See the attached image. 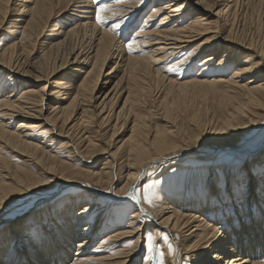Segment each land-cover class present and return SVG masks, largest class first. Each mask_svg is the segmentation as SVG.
I'll return each instance as SVG.
<instances>
[{
	"label": "bare ground",
	"instance_id": "1",
	"mask_svg": "<svg viewBox=\"0 0 264 264\" xmlns=\"http://www.w3.org/2000/svg\"><path fill=\"white\" fill-rule=\"evenodd\" d=\"M12 1L13 0H0V30L3 34V37L6 38V40L4 42L2 40L3 37H0V83L2 82L0 84V172L2 171L3 168H4V170L11 168V167H9L10 164L8 165V163H7V159H8V158H6L7 156L5 157V155L3 153V151L5 149L11 148L12 151L17 152L18 154H21V157L29 158V161H32L34 163V165L37 164V165L43 166L44 158L47 157L46 161L48 159V161H49L48 165L49 166L46 170L44 168V170H45L44 173L51 174L52 178H54L53 176H55V179H58L60 181L59 183H61V185H63V186L80 179L81 176H86L87 178H89V181H93L95 184H98L99 186L109 185V181L112 179V177L114 175L112 170H108L107 173L105 174V177H102V176H96V173H95V175L92 174L91 176H89V173H86V172L78 170V169H73L72 167H74V166L70 167V166L66 165L65 163H61L62 166L60 168L57 165V163L58 164H60V163L59 162L56 163L57 160L56 161L54 160L57 157H59L60 155L55 157V158L53 157L54 159L52 158V156L49 157L47 155L48 153H46L43 150L44 149L43 145L42 144L40 145L38 143H43V141L40 142V138L45 140L46 137H48L49 139H46V140H50V141H52L53 137L59 136V138H60L61 135H59L58 132H57L58 135H56L55 131L59 127V130L61 133L63 131V129L67 125H69L70 123H72L71 128H73V127L76 128V126L77 127L82 126L81 124H83L85 126L84 129H86L87 127H90V126L94 127V124L96 123L97 118H99V120L101 119L102 122L110 121V122H112L110 124L111 125L110 128H112V133H110L111 139L119 130H121V128L123 129L122 130L123 132L124 131L129 132V135L127 134L128 136L126 138L122 137L123 139H121L120 144L119 145H118V143L116 144V145H118V147L115 145V147L117 148L116 151H118L119 148H121V150L123 149V151H124L122 153H124V154L126 153V161H127L126 164L127 163L128 164H127L125 181L122 182L123 184L122 185L120 184L118 189L115 191V193L116 192L120 193V195H116V194L111 195L110 194L109 197L111 199L112 198L113 199L122 198L125 201H130L132 203L131 206L134 205V211H131V212H133L135 216L148 217L149 221L147 224V230L150 233H153L154 231H156V229H161V230H165L168 232L172 231L173 229H179L181 227H183L185 229L186 226L190 225L189 223H195V225L193 224L194 225L193 230H192L193 225L191 224L192 225L191 231H189V233H188L189 235H192V237H189V239L191 238L190 243H184V242L179 243V241L173 240L172 243L175 245V248H176L175 253L176 254H174L175 256L172 259H168V256L166 254H164L161 257L162 258L161 264H179L180 252L183 253L181 251V248L186 249L190 253L197 252V254L192 255L193 256L192 258H196L197 261H195V263L197 262V264H264V213L258 212L259 216H254V217L249 216V218L247 217L248 216L247 214L249 212L247 214L243 212L247 216H244V214L242 216H240V214L236 210L231 211L233 213L230 212L229 216L226 215V216L221 217V216L217 215L216 220L215 219H212V220H214L213 221L214 223L216 221H218V223H216V224H224V225L226 224L225 226L223 225V231H222L221 230L222 228H219L214 224L208 225V223L205 222L203 218H199V216L196 215V212L200 213V210L197 211V209H191L192 214L189 213L190 215H186V214L181 213V212L175 213L173 210H172L173 213L171 215H166L165 217L163 215H161V212H160L159 216L154 215L149 210L145 209L142 206L141 200L138 199V196H136V193H135V188L138 187V185H140L142 182H145L144 180L146 178V173L150 168L154 167V166H152L153 163L158 164V162H161V161L163 162L164 160L173 159L171 157H175V159H176L177 156L180 157V155H182V157L183 158L185 157V159L187 156H193L196 159H200L199 161H201V160L204 161V163L201 162L202 164H207L210 162V158L212 159V157H215V155L212 156L213 153L194 151L193 149L188 148V147H190V145L188 147H185V146L184 147L183 146L178 147L180 144H177V142L179 143L180 140H183V139L178 138V137L171 138V137H173V134L175 133L172 131L174 129H171V131L169 130L172 126L167 130H165V128H163V127H157L156 126V127H154V131L152 132L153 133V135H152V133L150 132L151 130L150 131L148 130L147 124L149 122L146 120V117H145L146 114H144V112H143V114L145 116L139 115L137 112H134V110L136 107L139 106V104H141V102H140L141 100H143L142 102H144L148 99L146 102H144V105H145V103H148L149 98H151V96H152L151 94H152L154 86L156 87V85H157V88L161 86L159 84L162 83V81H161L162 76L160 75V69H159V67L156 66V64L162 62L163 60L167 61V59H168V61L172 60L175 63L176 60H178V56L175 57V55H177V53L185 50L192 43H194L198 40H201L200 42L198 41L196 43L197 44L196 47L194 48L193 51H191V53H189V55H191V57H193V55H196V54H198V52L201 51L200 52V56H201V53H204L203 57L201 58L202 60L200 59L201 62L198 63L197 66L201 69H202V67H203V69H210L211 68V70L210 71L201 70L197 75L195 74V76L192 79L188 77L191 81L185 80L187 82L184 81L183 83H174L172 80V77H171L172 81H170V79L168 77H166V78H168V81H169V82L167 81L168 82V85L166 86L167 89L165 88L166 90H165L163 96H161V98L159 100H157L159 105L164 109V112L162 114H165V117H167L166 119H169V120L171 117H174V116H172L173 111H175V110L179 111L180 110L181 104H183V106L185 105V107H184L185 109H187V107L189 105L193 106V109L191 108V110H194L193 114L191 115L192 117L189 118V116L187 115L189 119L186 117L187 118L186 120L190 121L193 126L196 125L197 128L201 127L200 122H202V120L200 121L201 118H199V115H198V110L200 108L199 103L197 101H192L193 99H191V98H197V95H198L196 92V91H198L197 88L203 92L207 91V89L212 91L213 89H215V88H213V86L214 87L217 86L216 81L221 80L225 76L224 75L225 70H226L225 67H226V63H228V61H226V60L229 59L230 62H231V60H233V54H232L233 52L231 53L233 46L231 48H229L230 47V46H228L229 44L237 43V44H241V46H243L242 43H244V44H246V45H244L245 50L251 49L253 47V45L255 44V43L253 44V43H247V42L245 43L243 41V39L240 38L239 36H233L231 33V30L229 28H228L229 31H227V33H226L227 35H225V37L220 38V36H219V28L217 27L218 23H216V19H219V17L222 19L224 17V14H226V12H228L230 15L233 13L235 14V7L238 4L237 3L238 0H155V3L153 5V10L149 14V16L143 20L144 21L143 25H141L136 31L134 30L135 34H133V35L128 34V32L130 31V29H132V27L128 30L127 25L131 22L132 19H133V21H132L133 25L136 21H138V19H140V16L144 12V8L146 6L145 3L147 0H106L100 4V6L101 5L105 6V11L101 13L102 16L106 17L104 20H102V21L99 20L98 22H96V21L90 20V18L86 17L83 19L84 21H82V20L70 21V24H72V26L66 24L64 29H67V30L65 31L63 29L60 31L63 35H65L63 38H66V37L70 38L71 36H73V37L77 36L78 37L82 32L84 35L85 41H86L85 47L83 46L84 48L82 47L81 50L79 49V51L73 52L74 46L72 45V49L69 50L68 53L66 52L67 54L64 51L66 49H64V47H63V45H65V41L59 40L56 38L55 39H46V37L48 36V34H46V32L48 31L47 30L48 27H50L49 22L52 19V15H54V14L56 15V13L61 12V14L59 13L60 15L68 14L70 16V18L73 16H76L74 12H77V9L79 7H82V6H79V4H77L78 3L77 0H31V1H29L30 6H31L29 9L20 3V2L24 3L28 0H20L17 3H15L16 0H14V2H13V3H15L14 5L12 4ZM217 2H219V3L217 4ZM241 2H242V0H241ZM259 2H261V0ZM254 3H252V5ZM256 4H257V2H256ZM11 5H13V6L10 9ZM71 5H73V6H71ZM262 5H264V4L262 3ZM195 7H197V9ZM254 7H255V5H254ZM260 7H262V6L260 5ZM25 8H27V9H25ZM8 11L9 12L13 11V13L16 12L17 18H10V19H14V20H7L6 15H7ZM24 12H27V13L25 15H23ZM208 12H210V14H208ZM59 14H57V15L59 16ZM157 16L161 17L160 19L158 18L159 23L153 29H149L148 27H146V26H149L150 21H152V19L157 17ZM22 17H23V19L21 20ZM214 17H215V21L213 22V20H211V19ZM186 21H187V23L185 24ZM22 22H24V25L22 26V28L19 32V36H16L14 38L12 37L11 39H8L9 37H11L15 34V28ZM3 24H7V25L4 27ZM114 24H119L120 25L119 28L114 29V27H113ZM122 28H126L123 31L124 33L120 32V30ZM244 36H243V38H244ZM73 37H72V39H73ZM2 41H3V43H1ZM129 41H134L132 43L133 51H131V52H129L127 47H126V45ZM81 44H82V41H81ZM35 46H36V48H35ZM68 48H70V47H68ZM235 51H236V49H235ZM262 51L260 52L259 55H256V57H257L256 59L254 57L255 60H253V61L248 60V59H251V57H249V56H251V55L253 56V54L249 55V53H247L248 55H245V58H246V56H248L249 58L247 57L248 58L247 60L244 59L245 61L241 59L242 63L241 62L239 63L236 60L239 64L237 63L238 64L237 67L234 66L236 69L234 75H237L238 77H240L241 80L237 77L240 81H242L244 78H246V77H242L243 74L244 75L247 73H248V75L251 74V76H249L250 78L247 77L248 79L247 80L245 79L246 81L244 83H242L241 85L238 84V86L240 85L242 88H244L246 90V92H245L246 96L245 97H247V103L252 104V106L255 105L254 103L259 101L257 96L260 93H264V72H263V68H260L261 66H260V62H259V61L264 59V56H263V58L261 56L262 54L264 55V52H262ZM71 54L73 56L72 62L70 63L71 65H67L68 56ZM185 54H187V53H185ZM185 54H184V56H186ZM35 57H37V59H34ZM69 58H70V56H69ZM217 59H218V62L216 63V65H213L217 61ZM185 61L188 62V60H183V62H185ZM165 63H168V62H165ZM172 64H173V62H172ZM179 65H184V64H178V66ZM233 65H234V63H233ZM231 66H232V63L229 66V69ZM105 67H107L106 69H108V72L105 73V75H103V72H104L103 69ZM113 67H116V69L114 71H116L118 69L119 73H121V74L116 79L114 84L112 83L113 86L111 87V89L107 90L104 93L103 98L101 99L100 97H102L101 95L104 91L105 84L108 82L107 79H108V76L111 72V69H113ZM188 67H189V65H188ZM64 68H67L64 77H61V76L56 77V78L53 77L55 75H58L59 73H57V72L60 71L61 69H64ZM189 70H191V69L189 68ZM166 71H168V70H166ZM178 73L180 75V72H178ZM165 75H166V73H165ZM69 76H73L74 78L72 77V79L65 80V77L67 78ZM102 76H103L102 79L103 80L105 79L104 81H102V79L100 80V78ZM26 77H29L32 80V82H24L22 84H20L18 82L17 78H26ZM150 78H151V81H150ZM175 78L177 79L176 76H175ZM186 78H187V76H186ZM227 80H228V78H227ZM231 80L229 78L230 83H232V85H233L235 82L233 80V82H234L233 83ZM235 80H236V78H235ZM41 81H47V82L44 85H42V84H40ZM228 82H225V84H228ZM215 83H216V86H215ZM222 83L224 84V82H222ZM212 84H214V85H212ZM219 84L221 85L220 82H219ZM232 87H234V86H232ZM189 88H192V90H190ZM46 90H47V94H46L47 98L45 96ZM162 91H164V89ZM242 91H243V89H242ZM121 92H123V94H125L124 98L121 97V94H120ZM60 93H61V95H58ZM227 93H229V92H227ZM206 94H208V92ZM206 94H204V95H206ZM212 94L213 95L215 94L214 90H213ZM230 94H232V92ZM234 94H232V95L227 94V96L221 95V96L225 97L226 106L227 105L231 106V105L236 104L238 102L239 97L238 98L236 97L237 93L235 95ZM62 95H65V96H62ZM200 95L203 96L201 93H199V96ZM60 96H61V98H60ZM199 96H198V98H200ZM243 96H244V94H243ZM188 97H191V98H189V103L187 100ZM45 98L47 101L46 102L47 107H45V109H48L51 106L50 109L52 112H54L49 117L42 115V113H43L42 102L45 100ZM99 98L101 100H99V102H98ZM185 98L187 100L186 101L187 103H185V100H184ZM153 99L151 101L153 103H156L157 101L155 100V98H153ZM194 100H196V99H194ZM245 100H246V98H245ZM65 101H67V103H65ZM120 101H121V105H120ZM239 102H241V104ZM239 102H238L239 104H237L238 106L235 105L236 107H235L234 111L231 110V112H230V109H229L230 106H228L229 108L227 107V109H229V111H228L229 113H227V110L225 109L226 106L224 107V109L226 110V113H227L226 118H224L222 120V123L220 124V128H218V130H216L217 128L215 129L217 131L216 132V136H217L216 139L219 143V146L217 147V149H218V151L223 150V149H227V151L232 150L233 152H236L237 154L241 155L243 157V159L252 158L253 163H251V165H248L249 167L248 166L244 167L243 170H245L246 174H251V170L254 169L255 176L261 182V181H264V179H262L261 176L258 175L257 173L261 174L262 172H264V147H261V148L258 147L259 149H257L256 151H250V150H248L247 147L242 146V145H235L232 142V140L229 142L228 138H224V136H225L224 129L227 128L226 126H228L231 121L232 122L234 121V120H232V118L235 119L236 116H239L238 114H241L243 112L244 107L247 106V108H248V104L244 105V104H242V101H239ZM196 103L198 104L197 106H196ZM200 103H202V102H200ZM141 105H143V103ZM156 105H158V104L156 103ZM220 106H222V105H220ZM223 106L221 107L222 110H223ZM255 106L257 107V105H255ZM157 108H158V106H157ZM50 109H48V110H50ZM160 110H162V109L160 108ZM245 110H247V109H245ZM136 111H138V110H136ZM102 112H106L107 114H105L104 116L102 115L103 117L101 115L99 116V114H101ZM245 112H248V111H245ZM151 113H152V110H151ZM191 113H192V111H191ZM130 114L133 115V118L130 117ZM156 114H158V111ZM222 114H223V111H222ZM147 115H148V113H147ZM160 116H162V115L160 114ZM242 116L244 117V115H242ZM247 116H249V115L247 114ZM221 118L222 117H220V119ZM48 119L50 120V124L48 122ZM176 119H177V117H176ZM186 120H184V121H186ZM244 120H246V119H244ZM247 120H246V123H248ZM146 121L148 123H146ZM170 122H171V124H173L175 121L173 122L170 120ZM207 122H208V120H207ZM220 122H221V120H219V123ZM58 123H60V125ZM233 123H235V122H233ZM189 124H188V127H190ZM252 124H254V122H252ZM150 125L152 126L153 124H150ZM165 125L167 126V124H165ZM181 125H183V124H181ZM193 126H191V127H193ZM152 128H153V126H152ZM182 128H183V126H182ZM175 129H177V128H175ZM201 129H203V128H201ZM184 130H186V129H184ZM215 130H213V131H215ZM110 131H111V129H110ZM178 131H179V129H178ZM32 133L37 135V138L33 136L34 134L31 135ZM84 133H85V131H84ZM150 133H151V135H150ZM198 133L201 134V132H198ZM202 134H204V133L202 132ZM38 135H40V136H38ZM174 135H176V134H174ZM202 136H201V138H202ZM42 137H44V138H42ZM108 137H107V139H108ZM38 138H39V140H38ZM62 138H63V136H62ZM66 138H68V137H66ZM95 138H97V137H95ZM184 139H185V142H186V140H190V142H191V139H193V138H187L186 139V137H185ZM196 139H197V137H196ZM36 141H39V142L36 143ZM117 141H119V140H117ZM72 142H74V141H72ZM78 142H79V140H78ZM83 142H85L84 139H83ZM99 142H100V140H99ZM111 142H110V144L104 143L105 147L102 150L108 149L111 145ZM66 144L68 145V143H66ZM76 144H74V145H76ZM81 145H83V144H81ZM49 147H52V146L50 145ZM68 147L70 148L71 146L69 145ZM76 147H77V145H76ZM50 149H53V148H50ZM64 149H65V146H64ZM77 149H79V148H77ZM89 149H91L92 151H95L93 153L91 152V156H92V154L96 153L99 150V149L96 150V147L93 143L88 142V150ZM232 151H230V152H232ZM72 152H74L73 149H72ZM83 152H84V150H83ZM101 152H103V151H101ZM220 153H223V152H220ZM225 153H227V152H225ZM6 154H8V153H6ZM51 154H49V155H51ZM115 154H116V152H115ZM9 155H11V154H9ZM70 155H71V153H70ZM226 155L227 154H225V156ZM53 156H55V155L53 154ZM96 156H97V154H96ZM218 156H216V157H218ZM221 156H224V155L222 154ZM225 156H224V159L226 158ZM227 156H230V154ZM111 157H113V156H111ZM229 158H231V157H229ZM229 158H227V159H229ZM187 159H189V158H187ZM215 159L216 158H214V160ZM218 159H220V158H217L216 162L218 161ZM59 161H61V160H59ZM199 161H197V162H199ZM22 162L23 161H21V163ZM212 162H215V161H212ZM228 162H230V161H228ZM244 162H245V160H244ZM247 162H248V160H247ZM12 165H13V163H12ZM74 165H77V164H74ZM103 165H105V164H103ZM123 165H125V164H123ZM158 165L160 166V164H158ZM180 165H181V163H180ZM185 165H186V163H185ZM45 166H47V165H45ZM109 166L110 165H108V167ZM103 167L105 169V166H103ZM162 167H163V165H162ZM196 167H197V165H196ZM17 169L15 168V171ZM41 169H42V167H41ZM12 171H13V169H12ZM32 171H33V168H32ZM36 171L39 172L38 170H36ZM159 171H160V168H159ZM194 171H196V169ZM223 171H224V167H223ZM18 172H19V170H18ZM36 173H33V174H36ZM99 173H100V171H99ZM2 174H3V172H2ZM10 174H12V173H10ZM48 174H47V176H49ZM174 174H175V172H174ZM193 174H195V172ZM203 174H201V175H203ZM13 175H15L14 176L15 179L14 178L12 180L9 179L10 180L9 182H5V180H0V210L4 206H6V204H8L9 201H11L13 198H15V196H17V194L20 192H23L26 190L32 191L37 186L38 187L42 186V188H40L41 190H44V189L47 190L48 188L51 189L50 186L53 184L52 181H45L46 180L45 179L46 174L44 175V180H41V179H43L41 176H40L41 179H39L38 177H35L34 175H32L30 173L21 172V171H20V173L13 174ZM178 175H180V174L178 173ZM239 175H240V173H238L236 175L233 174L235 179ZM6 176H8V175H6ZM50 176H49V178H50ZM182 176H184V175H182ZM230 176H231V173L229 171H226L224 173L225 179L229 178ZM180 177L181 176H179V178ZM188 177H190V176H188ZM204 177H202V178H204ZM193 178H194V176H193ZM47 179H48V177H47ZM168 179H170V178H168ZM181 179L183 180L182 177H181ZM243 179H245V178L243 177ZM167 180H165V181H167ZM197 180H198V178H197ZM150 181H152L151 178H150ZM153 182H154V180H153ZM174 182H176V181H174ZM190 182H191V180H190ZM237 182H238V179L235 180V184L234 183H233V185L230 184L231 189L230 188L227 189V192L231 194V196H230L231 198L232 197L238 198L237 197V190L239 188V185ZM240 182H241V180H240ZM150 183H152V182H150ZM179 183H181L180 179H179ZM236 183H237V186H236ZM261 185H260V188H261ZM85 186H87V185H85ZM173 186H176V185L173 184ZM89 187H91V186H89ZM89 187H88V191H86L85 193L80 192V194L72 196V200H70V202H69V203H71V207H69L65 210H62V212L60 211V213L57 210V212L59 214L56 217L51 216V218L48 219V221L46 222L48 225V228L46 230L41 229V231H39L40 232L39 237L38 236L34 237L32 235H28V233H26L25 236H23V237L21 236L22 238L20 237L21 238L20 240L22 241V244L24 245L25 250L20 251V249H18L16 246L18 244V243H16L17 242L16 236L20 235V231L22 230L21 228H19L18 230L17 229L15 230L17 232V233L15 232L16 235H13L15 237H12V236H10L8 238H6L5 236L3 237L2 236L3 232H0V264H34L36 262H39V264H61L62 261H64V259L67 258L68 256H69V258H72L71 264H126L128 258L132 257L133 254H130V253L127 254L125 252H122V253H120V255L124 253L125 256H123L124 258H121L117 255L118 252H116V250H115V252L113 251L112 248H114V247H112V246H116V240L112 241V238H115L116 236H111V237L107 236L108 238H105L104 240L98 241L99 238L96 235H98V233H99L97 231V229L99 227H100V229L103 228V231H106V230H108L109 227L115 226V222H114L115 220L111 221L110 219H108L106 221V223L103 222V224H100L97 222V224H96L97 217H100L99 213L101 212V215L104 214L102 212V209L98 210V212H97L98 215L96 216V219H94L92 221L90 226L83 228V226L86 224H83L81 226L79 225L80 222L83 221L82 219L86 218V216H84V215H87L86 213H88L87 212L88 209L90 210L91 204L93 203L92 201L97 200V199L99 200L101 197L104 198L107 195L105 193L96 192L94 188L89 189ZM109 187H111V186H109ZM143 187H144V185H143ZM209 187H213V186L210 185ZM171 188L173 189V187H171ZM225 188H226V186H225ZM249 188H250V185H247V190ZM46 190H45L44 194L42 195L44 197L43 202H45V204H47V203L51 204L53 202V201H51V199L53 198L52 196L54 193L50 192V191H46ZM223 190H224V188L223 189L217 188V189H214L212 193H213V195H216L219 192L218 193L219 196H220V194L222 196ZM75 191H76V189H75ZM126 191L130 192L131 195H124L123 193ZM251 191H252V189H251ZM249 192H250V189H249ZM40 193L42 194V192H40ZM243 194L245 195V193H243ZM251 194L253 195V193H251ZM263 194H264V192H263ZM252 195L250 196L248 194L245 196L246 201L244 203V206L242 205L243 207H245V208L248 207L247 201H250L249 199L253 198ZM254 195L259 197V199L261 197L260 196L261 194L259 195L257 192H255ZM27 196L28 195H26V197ZM61 196H63V195L61 194ZM89 196L92 198V201L87 202V200H89L88 199ZM26 197L24 195V199ZM54 197H55V195H54ZM189 197H192V199L190 198L189 201L194 200V203L196 206L195 208H198L203 203V201L205 200L203 198L202 193H193L192 195L189 194ZM257 197H255V198H257ZM151 198H153V197H151ZM24 199H23V201H24ZM208 199L210 200V197H207V200ZM18 201H20V200H18ZM59 201H60V204H63L65 202L64 199H62V200L60 199ZM261 202L263 204L264 199H262ZM82 203H84V204H82ZM106 204L108 205V202ZM170 204H172V203H170ZM208 204H210V203H208ZM64 205H66V204H64ZM77 205L81 208H82V205L84 206L82 211H79L78 214H76V211L78 210ZM43 207H47V206L45 205ZM56 207L57 206L55 203L54 210L56 209ZM243 207H242V209H243ZM259 207L261 208V206H259ZM6 208H7V206H6ZM59 208H62V206L59 205ZM71 208H76V209L72 210ZM108 208H111V207L109 206ZM51 210L50 211L47 210L46 214H48V213L50 214ZM93 210H94V208H93ZM158 210H160V209H158ZM256 210H258V209H255L252 211L257 212ZM263 210H264V208H263ZM6 211H8V210H6ZM246 211H249V210H246ZM55 212L52 211L53 214H55ZM253 212L251 215H253ZM241 214H242V211H241ZM42 216H44V214ZM107 217H108V214H107ZM6 218H8V217H5L4 215L0 216V221H2L1 224L7 223V222L11 223V221L7 220ZM184 218H187L186 221L184 220ZM37 219H33L32 222H30L31 225H32V223L34 225H36ZM229 219H231V220L227 221ZM183 220H184V223H182ZM68 222H71L70 225H68ZM95 224L96 225L99 224V225L95 226ZM45 227H46V224H45ZM7 228H9V230L12 231V229L14 228V225L10 224V226H8ZM92 229H94V230H92ZM125 230H126V227H125ZM185 231H187V230H185ZM23 232L25 233V231H23ZM95 232H96L95 236L98 239H95V236L94 237L92 236L93 233H95ZM101 233L103 234L104 232H101ZM137 233L139 234V231ZM183 236H185V235H183ZM118 237L120 238V236H118ZM100 239H101V237H100ZM180 246H181V248H180ZM102 248L104 249V251H102ZM108 249L109 250L111 249L110 250L111 254L110 253L108 254V252H106V250L108 251ZM114 249H116V248H114ZM26 251H29V253ZM100 251H102V252L98 254V252H100ZM143 251H145V250H143ZM104 253H106L108 255H104ZM115 255L118 257H115ZM131 261L133 263V260H131ZM142 264H152V262L151 261L149 262L148 260H143Z\"/></svg>",
	"mask_w": 264,
	"mask_h": 264
},
{
	"label": "rangeland",
	"instance_id": "2",
	"mask_svg": "<svg viewBox=\"0 0 264 264\" xmlns=\"http://www.w3.org/2000/svg\"><path fill=\"white\" fill-rule=\"evenodd\" d=\"M20 0H16L15 3L19 2ZM29 1L31 0H28L24 3L20 2L21 4H23V6L27 7L28 9L31 7L30 6V3ZM103 1H106V0H77V4H79V6H82V7H79L77 9V12H74L76 16H73L70 18V16L68 14H65V15H60L61 12L59 13H56V15H52V19L51 21L49 22V26L48 27V31L46 32V34H48V36L46 37V39H59V40H64L65 41V45H63L65 53L69 52V50L72 49V45L74 46V51L73 52H76V51H79V49L81 50L82 47L86 45V41H85V38H84V35L83 33L81 32V34L77 37V36H71L70 38L69 37H66V38H63L65 35H63L60 31L63 30L67 25H70L72 26V24H70V21H76V20H82L84 21L83 19L84 18H90V20H93V21H96L98 22L99 20H97L96 18V9L100 6V4L103 2ZM245 1V2H244ZM252 1V2H251ZM260 0H238L237 1V5L235 7V14H229L228 12H226V14H224V17L221 19L219 17V19H216V23H218L217 27L219 28V36L220 38H223L225 37V35H227V31H229V29L231 30V33L233 36H239L240 38L243 39V41L246 43H255L253 45V47L251 49H248V50H245L244 49V43L243 46H241V44H237V43H233V44H229L228 46H230L229 48H232V51L231 53L233 54V60H226L228 61V63H226V70H225V76L221 79V80H218L216 81L217 82V86H216V83H215V86H213V89L214 90V95L212 94L213 93V90H209L207 89V91H201L197 88L198 91L197 92V98L199 96V93H201L203 96H199L200 98H191V97H188V103H189V98L193 99L192 101H197L199 103V110H198V115H199V118L200 121L202 120V122H200V128H197V126H193L191 124L190 121L186 120L189 116V118H191L192 114H193V111L194 110H191V108L193 109V106H188L187 109H185V105L183 106V104H181V107H180V110L179 111H173V114L172 116L174 117H171L170 120L171 121H175L173 124H171L170 120L169 119H166L167 117H165V114H162L164 112V109L159 105L158 101L161 96H163L165 90L167 89V85H168V78L170 79V81L173 80L174 83H183L185 80L187 81H191L189 78H193L195 76V74L197 75L201 70H206V71H210V69H202L199 68L197 65L198 63L201 62V58L203 57L204 53H201V56H200V52H198V54L196 55H193V57H191V55H189V53H191V51L194 50V48L196 47V43L201 40H198L194 43H192L191 45H189L185 50L183 51H180L179 53H177V55H175V57L178 56V60H176V62L174 63V61H165L163 60L162 62L156 64L157 67H159L160 69V75L162 76L161 78V81L162 83H160L159 85H161L160 87L157 88V85L156 87L154 86L153 88V91H152V96L151 98H149V101L148 103H145L144 105V102H142L143 100H141V104L143 103V105L139 104L138 107L135 108L134 112H137L139 115H144L146 114V120L150 123V124H153V128L152 126L146 121V123H148V130L152 133L154 131V127H163L165 128V130L169 129L171 126V128L169 129L171 131V129H174L172 130L173 132H175L174 135L173 134V137L171 138H182L183 140H180V142L177 144H180L178 147H188L190 145V149H193L194 151H198V152H205V153H213L212 156L215 155V157H212V159L210 158V162L207 163V164H202L204 163V161H199L200 159H196L195 157L193 156H187L186 159L185 157L183 158L182 155L177 156L176 159L175 157H171L173 159H168V160H164L163 162H158V164H160V166L157 164V163H153L152 168H150L147 173H146V178H145V182H142L140 185H138V187L135 188V193H136V196H138V199L141 200L142 202V206L149 210L152 214L154 215H158L160 214L161 212V215H163L164 217L166 215H171L173 213V211L175 213H178V212H181V213H184L186 215H190L192 214L191 212V209H197L200 210V213L199 212H196V215L199 216V218H203L205 222L208 223V225H216L217 227L219 228H222L221 230L223 231V225L224 224H216L218 223V221H216L215 223L213 222L214 220L212 219H215L216 220V217L217 215L218 216H229V213L231 211H238V213L240 214V216H242L244 213H248L247 215L244 214V216H247L249 218V216H259L258 215V212L259 213H264V203L262 204L261 200L264 199V181H259L257 179V177L255 176V171L254 169L251 170V174H246L244 167H247L248 165H251V163H253V159L252 158H245L243 159V157L239 154H237L236 152H233L232 150H228L227 149H223V150H220L218 151L217 147L219 146V143L217 141V136H216V130H218V128H220V124L222 123V120L224 118H226V115L227 113H229V109H230V112L231 110L234 111L235 107L238 106L237 104H241V102L239 101H242V104L246 105L248 104V108L247 106L244 107V110L245 111H248V112H245L243 110V112L241 113L242 115H244V117L241 115V114H238L239 116H236L235 119L232 118V120H234L233 123L232 121L230 122V124L228 126H226L224 129L225 131V136L224 138H228L229 142L232 140V142L235 144V145H242V146H245L248 148V150L250 151H256L257 149L261 148V147H264V93H260L257 98L259 101H257L256 103H254L255 105H257V107L255 105L252 106V104H249L247 103V97H245V92L246 90L244 88H242L240 85L242 83H244L249 77L251 76V74L248 75L247 74H243L242 77H246L244 78L242 81L240 77H238L237 75H234L236 69L234 66H238V64L241 62L242 63V60H247L249 57H251V59H248V60H255L257 57L256 55H259L260 52H264V5H262V3L264 4V0H261V2H259ZM14 0L12 1V4L14 5L15 3H13ZM91 4H90V3ZM240 2V3H239ZM251 2V3H250ZM255 2V3H254ZM257 2V4H256ZM155 3V0H147L146 1V6L144 8V12L143 14L140 16V19H138V21H136L133 25L132 21L133 19L131 20V22L127 25L128 26V30L132 27V29H130V31L128 32V34H135V31L141 26L143 25L144 23V19L146 17L149 16V14L151 13V11L153 10V5ZM219 2H217L218 4ZM250 3V4H249ZM252 3H254L252 5ZM260 3V4H259ZM10 7V9L12 8V6ZM255 5V7H254ZM260 5L262 7H260ZM73 6V5H71ZM240 6V7H239ZM259 6V7H258ZM25 8V9H27ZM71 8V7H70ZM69 8V9H70ZM82 8V9H81ZM197 9V7H195ZM72 9V8H71ZM81 9V10H80ZM218 9V8H217ZM214 12V11H213ZM27 12H24L23 15H25ZM69 13V12H68ZM89 13V14H88ZM14 14V15H13ZM59 14V16L57 15ZM208 14H210V12H208ZM254 14V15H253ZM13 15V16H12ZM17 13H13L12 12H9L7 13L6 15V19L7 20H14V19H10V18H17ZM22 15V14H21ZM259 15V16H258ZM58 16V17H57ZM231 16V17H230ZM19 18V17H18ZM158 18L160 19L161 17H155L152 19V21H150L149 23V26H146L148 27L149 29H153L158 23H159V20ZM235 18V19H234ZM23 19V17L21 18V20ZM104 20V19H103ZM211 20H213V22L215 21V17L212 18ZM233 20V21H232ZM69 21V22H68ZM102 21V20H101ZM188 21V20H187ZM187 21L185 22V24L187 23ZM225 21V22H224ZM110 23V22H109ZM132 23V24H131ZM55 24V25H54ZM231 24V25H230ZM7 24H3V26L5 27ZM24 25V22L20 23L16 28H15V34L11 37H9L8 39H11L12 37H16V36H19V32L22 28V26ZM137 25V26H136ZM2 26V27H3ZM52 26V27H51ZM130 26V27H129ZM234 27V28H233ZM229 28V29H228ZM233 28V29H232ZM115 29V28H114ZM124 29L126 28H122L120 30V32L124 33ZM65 31L67 29H64ZM135 30V31H134ZM119 31V30H118ZM134 32V33H133ZM242 32V33H241ZM256 32V33H255ZM255 33V34H254ZM235 34V35H234ZM245 35V36H244ZM244 36V38H243ZM0 37H3V34L0 30ZM73 37V39H72ZM82 38V39H81ZM84 39V40H83ZM2 40L5 42L6 38H2ZM17 40V39H16ZM3 41L1 43H3ZM74 41V42H73ZM81 41H82V44H81ZM85 42V43H84ZM257 43V44H256ZM70 44V45H69ZM194 44V45H193ZM237 44V45H236ZM262 44V45H261ZM67 46V47H66ZM70 47V48H68ZM83 47V48H84ZM36 48V46H35ZM258 48V49H257ZM236 49V51H235ZM238 51V52H237ZM243 51V52H242ZM258 51V52H257ZM251 52V53H250ZM253 52V53H252ZM66 53V54H67ZM187 53V54H185ZM244 53V54H243ZM247 53H249V55L253 54V56H246L245 58V55H248ZM257 53V54H256ZM184 54L186 56H184ZM236 54V55H235ZM182 55V56H181ZM35 56V55H34ZM33 56V57H34ZM70 56V58H69ZM68 56V63L67 65H71L70 63L72 62V54ZM181 56V57H180ZM237 56V57H236ZM239 56V57H238ZM262 58H263V54L261 55ZM236 57V58H235ZM242 57V58H241ZM248 57V58H247ZM255 57V59H254ZM182 58V59H181ZM192 58V59H191ZM34 59H37V57H35ZM180 59V60H179ZM194 59V60H193ZM201 59V60H200ZM242 59V60H241ZM260 59V58H259ZM183 60H188V62H183ZM239 62H237V61ZM241 60V61H240ZM244 60V61H245ZM264 60V59H263ZM261 60L259 61L260 62V68H263V72H264V61ZM194 61V62H193ZM233 61V62H232ZM257 61V60H256ZM164 62V63H163ZM165 62H168V63H165ZM173 62V64H172ZM218 62V59L217 61L213 64V65H216V63ZM230 62V63H229ZM258 62V61H257ZM232 63V66L230 67L229 69V66L231 65ZM234 63V65H233ZM238 63V64H237ZM168 64V65H167ZM178 64H184V65H179ZM167 65V66H166ZM189 65V67H188ZM162 68H161V67ZM165 66V67H164ZM196 66V67H195ZM164 67V68H163ZM167 67V68H166ZM107 67H105L103 70V75H105V73L108 72V69H106ZM189 68L192 70H189ZM116 69V67H113V69H111V72L108 76V82L105 84V88H104V91L102 93V97H100L101 99L103 98V95L104 93L111 89V87L113 86L114 82L116 81V79L119 77V75L121 73H119L118 69L116 71H114ZM169 69H173L172 71H169ZM229 69V70H228ZM67 68H64V69H61L60 71H58L57 73H59L58 75H55L53 76L54 78L56 77H64L65 75V72H66ZM168 70V71H166ZM175 70V71H174ZM184 70V71H183ZM199 70V71H198ZM198 71V72H197ZM162 72V73H161ZM180 72V75L179 73ZM233 72V73H232ZM164 73V74H163ZM166 73V75H165ZM230 73V74H229ZM193 74V75H192ZM229 74V75H228ZM180 77H179V76ZM248 75V76H247ZM175 76L177 77V79L175 78ZM187 76V78H186ZM231 76V77H230ZM233 76V77H232ZM73 76H69V77H65V80H69V79H72ZM168 77V78H166ZM171 77H172V80H171ZM179 77V78H178ZM236 80H235V78ZM240 79H238V78ZM74 78V77H73ZM103 78V76L100 78V80ZM184 78V79H183ZM228 78V80H227ZM229 78L230 80L233 82L234 80V84L232 85V83H230L229 81ZM250 78V77H249ZM18 79V82L20 84L24 83V82H32V80L29 78V77H26V78H17ZM77 79V78H76ZM224 79V80H223ZM238 79V80H237ZM246 79V80H245ZM105 80V79H104ZM102 79V81H104ZM175 80V81H174ZM150 81H151V78H150ZM168 81V82H167ZM185 81V82H187ZM229 81V82H228ZM47 81H41L40 84L44 85ZM165 82V83H164ZM219 82L221 83V85L219 84ZM224 82V84L222 83ZM225 82H228V84H225ZM237 82V83H236ZM2 83V82H1ZM0 83V84H1ZM113 83V84H112ZM237 86H236V85ZM238 84H240L238 86ZM214 85V84H212ZM230 85V86H229ZM234 86V87H232ZM161 88V89H160ZM166 88V89H165ZM230 88V89H229ZM241 88V89H240ZM164 89V91H162ZM190 90H192V88H189ZM228 89V90H227ZM243 89V91H242ZM160 90V91H159ZM235 90V91H234ZM240 90V91H239ZM245 90V91H244ZM155 91V92H154ZM201 91V92H200ZM224 91V92H223ZM232 94H236L237 98H238V102L236 104H233V105H227L225 104V97L224 96H227L228 95H232L230 94L231 92ZM154 92V93H153ZM199 92V93H198ZM208 92V94H206ZM210 92V93H209ZM229 92V93H227ZM234 92V93H233ZM242 92V93H241ZM240 93V94H239ZM47 90L45 91V96L47 98ZM65 94V93H64ZM121 94V97L124 98L125 94H123V92L120 93ZM123 94V95H122ZM206 94V95H204ZM234 94V95H235ZM244 94V96H243ZM58 95H61L58 94ZM177 95V94H176ZM221 95H224V96H221ZM62 96H65V95H62ZM69 96V95H68ZM206 96V97H205ZM158 97V98H157ZM207 99H205V98ZM263 97V98H262ZM46 98L45 100L42 102V110H43V113L42 115L44 116H51L54 112L51 111V106L50 110L48 109H45V107H47L46 105ZM61 98V96H60ZM98 99V102L99 100L101 99ZM155 98V100L157 101L156 103L158 105H156V103H153L151 100ZM157 98V99H156ZM246 98V100H245ZM196 99V100H194ZM205 99V100H204ZM122 100V99H121ZM154 100V99H153ZM185 100V103H187L186 101V98L184 99ZM224 102H223V101ZM202 102V103H200ZM223 102V103H222ZM65 103H67V101H65ZM221 103V104H220ZM51 105V104H50ZM120 105H121V101H120ZM150 105V106H149ZM198 104L196 103V106ZM220 105H224L223 106V110H222V106ZM236 105V106H235ZM251 105V106H250ZM259 105V106H258ZM158 106V108H157ZM226 106V107H225ZM230 106V108L228 107ZM156 107V108H155ZM227 110V113H226V110ZM227 107L229 109H227ZM160 108L162 110H160ZM158 109V110H157ZM138 110V111H136ZM147 112H146V111ZM151 110H152V113H151ZM156 110V111H155ZM202 110V111H201ZM158 111V114H156ZM192 111V113H191ZM204 111V112H203ZM222 111H223V115L222 114ZM142 114H141V113ZM144 112V114H143ZM155 112V113H154ZM203 112V113H202ZM225 112V113H224ZM148 113V115H147ZM155 115H154V114ZM179 113V114H178ZM182 113V114H181ZM184 113V114H183ZM107 114L106 112H102L101 114H99V116L101 115H105ZM151 114V115H150ZM160 114L162 116H160ZM201 114V115H200ZM247 114L249 116H247ZM188 115V116H187ZM222 115V116H221ZM246 115V116H245ZM255 115V116H254ZM102 116V117H103ZM202 116V117H201ZM241 116V117H240ZM257 116V117H256ZM130 117L133 118V115L130 114ZM160 117V118H159ZM177 117V119H176ZM187 117V118H186ZM220 117H222L220 119ZM229 117V116H228ZM131 118V119H132ZM175 118V119H174ZM185 118V119H184ZM188 118V119H189ZM248 119L247 122L249 123H246V120L244 119ZM160 119V120H159ZM163 119V120H162ZM165 119V120H164ZM186 121H184V120ZM101 120V119H100ZM99 118H97V121L96 123L94 124V127H87L86 129L85 126L83 124H81L82 126H76L71 128L72 127V123H70L69 125H67L63 131L60 133V130H59V127H58V131L56 130L55 134L56 135H61V137L59 138L58 137H53L52 138V141L50 140H46V139H49L48 137H46V139H41L40 138V142L43 141V143H38V144H42L43 145V150L48 153L47 155L49 157L52 156V158L54 157H57L56 159H54L57 162H59L60 164L57 163V165L61 168L62 164L61 163H65L66 165L72 167L73 169H78V170H81V171H84L86 173H89V176H91L92 174L95 175L96 173V176H102V177H105V174L107 173L108 170H112L113 172V177L112 179L109 181V185H102V186H99L98 184H95L93 181H89V178H87L86 176H81L80 179L76 180V181H73L72 183L70 184H67V185H61V183H59L60 181L58 179H55V176H53L54 178H52V175L51 174H48V173H44V171L48 168V159L46 161V158H44V164L43 166L42 165H37L32 162V161H29V158L27 157H21V154H18L17 152H14L12 151L11 148L9 149H5L3 151L4 155L7 159V163L8 165L10 164L9 169H5L4 168L2 169V171L0 172V180H5V182H9L10 180H12L14 178L15 175L13 174H18L21 172H27V173H30L32 175H34L35 177H38L39 179H41V177L43 179L41 180H44V175L46 174L45 176V181H52L53 184L50 186V188H48L47 190L44 189V190H41L40 188L41 187H36L34 188L32 191H29V190H26V191H23V192H20L17 194V196H15V198H13L11 201L8 202V204H6V206H4L0 211V216H5V217H8L6 218L7 220H10L11 223H2V221H0V232H3L2 233V236L8 238L10 236L12 237H15L13 235H16V229L18 230L19 228H21L22 230L20 231V235L16 236V243H18L16 246L18 249H20V251H23L25 250V247L24 245L22 244V241L20 240L23 236H25L26 233H28V235H32V236H38L39 237V234L41 231V229H44L46 230L48 228V225H47V221L49 218L52 217H56L60 211L62 212V210H65L69 207H71V203L70 200H72V196L74 195H78L81 193H85L86 191H88V187L89 189L91 188H94L96 192H101V193H105L107 194L106 197H101L99 200H93L92 201V198L89 196L87 200V202H90L92 201L93 203L91 204V207H90V210L88 209V213H86L87 215H84L86 216L85 219H82L83 221L80 222V226L83 225V224H86L83 226V228H86L87 226H90L92 221L94 219H96V216L98 215V210L102 209V212L104 214L101 215V212L99 213V216L100 217H97V220H96V224L97 222L100 223V224H103L106 223V221L108 219H110L111 221H114L115 222V226L114 227H109L108 230L106 231H103V228L100 229V227L97 229V231L99 232L98 235L95 236L96 232L93 233V237L95 236V239H98V241H101V240H104L105 238H108V237H111V236H116L115 238H112V241H115L116 240V246H112L114 248L113 251L115 252H118L117 255L121 258H124L123 256H125V254H121L122 252H125V253H130V254H133L132 257H129L126 264H142L143 260H148L149 262L151 261L152 264H161L162 263V256L164 254H166L168 256V259H172L176 254V248H175V245L172 243L173 240H177L179 241V243L181 242H184V243H190V239L189 237H192V235H189V231H191V227L192 225L195 223H189L190 225L186 226V228L184 229L183 227L179 228V229H173L172 231L168 232V231H165V230H161V229H156V231H154L153 233H150L148 230H147V224H148V217H144V216H135L133 212L131 211H134V205L131 206V202L130 201H125L124 199L122 198H118V199H111L109 197V195H113V194H116V195H120V193H115V191L118 189V187L120 186V184L122 185L125 181V177H126V171H127V164H126V153H122L124 152L123 149L121 150V148H119L118 151H116V147L115 145L118 143V145L120 144V141L121 139H123L124 137L126 138L128 135H129V132L127 131H122L123 129L121 128V130H119L111 139V134L112 133V128L111 127V123L110 121L108 122H102V120L100 121ZM208 120V122H207ZM219 120H221V122L219 123ZM244 120V121H243ZM166 121V122H165ZM48 122L50 124V120L48 119ZM110 122V123H109ZM167 124V126L164 124ZM169 124H168V123ZM252 122H254V124H252ZM106 123V124H105ZM190 127H188V124ZM203 123V124H202ZM246 123V124H245ZM60 125V123H58ZM97 124V125H96ZM161 124V125H160ZM183 124V125H181ZM194 124V123H193ZM252 124V125H251ZM170 125V126H169ZM174 125V126H173ZM237 125V126H236ZM248 125V126H247ZM93 126V125H92ZM183 126V128H182ZM193 126V127H191ZM203 126V127H202ZM83 128V129H82ZM90 128V129H89ZM177 128V129H175ZM203 128V129H201ZM213 128V129H212ZM217 128V129H216ZM229 128V129H228ZM249 128V129H248ZM111 129V131H110ZM179 129V131H178ZM186 129V130H184ZM200 129V130H199ZM212 129V130H211ZM216 129V130H215ZM75 130V131H74ZM168 130V131H169ZM182 130V131H181ZM215 130V131H213ZM242 130V131H241ZM79 131V132H78ZM83 131V132H82ZM85 131V133H84ZM190 131V132H189ZM54 132V131H53ZM58 132V134H57ZM179 132V133H178ZM198 132H201V134H199ZM202 132L204 134H202ZM70 133V134H69ZM83 133V134H82ZM124 133V134H123ZM150 133V135H151ZM189 133V134H188ZM191 133V134H190ZM193 133V134H192ZM228 133V134H227ZM34 133H32L31 135H33ZM39 134V133H38ZM123 134V135H122ZM128 134V135H127ZM183 136H182V135ZM53 135V134H52ZM126 135V136H125ZM153 135V133H152ZM181 135V136H180ZM203 135V136H202ZM228 135V136H227ZM34 137L37 138V135H33ZM40 136V135H38ZM49 136V135H48ZM63 136V138H62ZM71 136V137H70ZM110 138H109V137ZM197 139H196V137ZM202 136V138H201ZM68 137V138H66ZM85 137V138H84ZM94 137V138H93ZM97 137V138H95ZM108 137V139H107ZM123 137V138H122ZM186 137L187 138H193L191 139V142L190 140H186L185 142V139L184 138ZM230 137V138H229ZM44 138V137H42ZM116 138V139H115ZM195 138V139H194ZM83 139L85 142H83ZM89 139V140H88ZM104 139V140H103ZM245 139V140H244ZM37 140V139H36ZM39 140V138H38ZM56 140V141H55ZM79 140V142H78ZM92 140V141H91ZM100 140V142H99ZM119 140V141H117ZM212 140V141H211ZM227 140V141H228ZM239 140V141H238ZM74 141V142H72ZM95 143H94V142ZM106 141V142H105ZM112 141V142H111ZM214 141V142H213ZM39 142V141H36V143ZM56 142V143H55ZM71 142V143H70ZM82 142V143H81ZM88 142L90 143H93L96 147V150H98L96 153L92 154L91 156V152H95V151H92L91 149L88 150ZM98 142V143H97ZM103 144H102V143ZM111 142V145L108 149H104L102 150L105 146H104V143H108L110 144ZM263 142V143H262ZM46 143V144H45ZM52 143V144H51ZM65 143V144H64ZM68 143V145L66 144ZM77 143V144H76ZM79 143V144H78ZM87 143V144H86ZM100 143V144H99ZM188 143V144H187ZM249 143V144H248ZM52 147H49L50 145ZM76 144V145H74ZM83 144V145H81ZM99 144V145H98ZM184 144V145H183ZM186 144V145H185ZM212 144V145H211ZM247 144V145H246ZM252 144V145H251ZM46 147H45V146ZM54 145V146H53ZM71 146L70 148L68 146ZM118 145H116L118 147ZM64 146H65V149H64ZM63 147V148H62ZM211 147V148H210ZM250 147V148H249ZM252 147V148H251ZM256 147V148H255ZM259 147V148H258ZM50 148H53V149H50ZM79 148V149H77ZM114 148V149H113ZM201 148V149H200ZM46 149V150H45ZM55 149V150H54ZM71 151H70V150ZM72 149L74 152H72ZM82 149V150H81ZM211 149V150H210ZM52 150V151H51ZM84 150V152H83ZM54 151V152H53ZM57 153H56V152ZM79 151V152H78ZM87 151V152H86ZM100 151V152H99ZM103 151V152H101ZM232 151V152H230ZM11 152V153H10ZM50 152V153H49ZM82 152V153H81ZM116 152V154H115ZM120 152V153H119ZM219 152V153H218ZM220 152H223V153H220ZM227 152V153H225ZM8 153V154H6ZM52 153V154H51ZM71 153V155H70ZM73 153V154H72ZM85 155H84V154ZM113 153V154H112ZM11 154V155H9ZM51 154V155H49ZM53 154L55 156H53ZM97 154V156H96ZM100 154V155H99ZM219 156H218V155ZM224 155L227 154L230 156H225L226 158L224 159V156H221V155ZM70 155V156H69ZM88 155V156H87ZM95 155V156H94ZM232 155V156H231ZM12 158H11V157ZM87 156V157H86ZM91 156V157H90ZM109 156V157H108ZM113 156V157H111ZM218 156V157H216ZM111 157V158H110ZM231 157V158H229ZM236 157V158H235ZM20 158V159H19ZM180 158V159H179ZM189 158V159H187ZM194 160H193V159ZM214 158H216L214 160ZM217 158H222L221 160L218 159V161L216 162ZM229 158V159H227ZM234 158V159H233ZM238 158V159H237ZM242 158V159H241ZM89 159V160H88ZM116 161H115V160ZM196 159V160H195ZM237 159V160H236ZM251 159V160H250ZM11 160V161H10ZM14 160V161H13ZM61 160V161H59ZM111 160V161H110ZM179 160V161H178ZM186 160V161H185ZM193 160V161H192ZM209 160V159H208ZM240 160V161H239ZM245 160V162H244ZM248 160V162H247ZM21 161H23L21 163ZM27 161V162H26ZM66 161V162H65ZM199 161V162H197ZM212 161H215V162H212ZM230 161V162H228ZM235 161V162H234ZM117 162V163H116ZM168 162V163H167ZM178 162V163H177ZM202 162V163H201ZM13 163V165H12ZM28 163V164H27ZM31 163V164H30ZM91 163V164H90ZM125 165H123V164ZM162 163V164H161ZM181 163V165H180ZM186 163V165H185ZM197 163V164H196ZM200 163V164H199ZM212 163V164H211ZM18 166H17V165ZM74 164H77V165H74ZM105 164V165H103ZM155 164V165H154ZM197 167H196V165ZM202 164V165H201ZM47 165V166H45ZM81 167H80V166ZM108 165H110L108 167ZM163 165V167H162ZM179 165V166H178ZM191 165V166H190ZM204 165V166H203ZM207 165V166H206ZM214 165V166H213ZM217 167H216V166ZM228 165V166H227ZM244 165V166H243ZM14 166V167H13ZM34 166V167H33ZM105 166V169L104 167ZM172 166V167H171ZM185 166V167H184ZM19 167V168H18ZM30 167V168H29ZM42 167V169H41ZM58 167V168H59ZM114 167V168H113ZM162 167V168H161ZM178 167V168H177ZM190 167V168H189ZM204 167V168H203ZM223 167H224V171H223ZM249 167V166H248ZM15 168L17 169L15 171ZM29 168V169H28ZM32 168H33V171H32ZM36 168V169H35ZM45 168V170H44ZM59 168V169H60ZM108 168V169H107ZM159 168H160V171H159ZM182 168V169H181ZM186 168V169H185ZM216 168V169H215ZM13 169V171H12ZM27 169V170H26ZM40 169V170H39ZM184 169V170H183ZM192 169V170H191ZM196 169V171H194ZM202 169V170H201ZM4 170V171H3ZM11 172H10V171ZM19 170V172H18ZM36 170H38L39 172H37ZM167 170V171H166ZM191 170V171H190ZM210 170V171H209ZM218 170V171H217ZM42 171V172H41ZM100 171V173H99ZM103 171V172H102ZM175 174H174V172ZM204 173H202V172ZM214 171V172H213ZM226 171H229L231 173V176L229 178H224V173ZM3 172V174H2ZM5 172V173H4ZM9 172V173H8ZM38 174H37V173ZM41 172V173H40ZM163 172V173H162ZM195 172V174H193ZM207 172V173H206ZM224 172V173H223ZM12 173V174H10ZM33 173H36V174H33ZM178 173L180 175H178ZM199 173V174H198ZM211 175H210V174ZM240 173V175L236 178L238 179V185H239V188L237 190V197L239 198H234V197H230L231 194L227 192V189H229L231 187V185H233V183L235 184V177L233 176V174H238ZM264 172H262L261 174L257 173L258 175L261 176L262 179H264ZM47 174L50 176H47ZM99 174V175H98ZM184 176H182V175ZM187 174V175H186ZM191 174V175H190ZM203 174V175H201ZM221 174V175H220ZM8 175V176H6ZM13 175V176H12ZM37 175V176H36ZM152 175V176H151ZM158 175V176H157ZM168 177H167V176ZM176 175V176H175ZM186 175V176H185ZM200 175V176H199ZM244 175V176H243ZM6 176V177H5ZM41 176V177H40ZM95 176V177H96ZM171 176V177H170ZM175 176V177H174ZM178 176V177H177ZM179 176H181L183 178V180L181 179V177L179 178ZM190 176V177H188ZM194 176V178H193ZM8 177V178H7ZM48 177V179H47ZM148 177V178H147ZM163 179H162V178ZM174 177V178H173ZM193 179H192V178ZM204 177V178H202ZM223 179H222V178ZM243 177L245 179H243ZM249 177V178H248ZM252 177V178H251ZM150 178L152 181H150ZM170 178V179H168ZM176 178V179H175ZM198 178V180H197ZM211 178V179H210ZM10 179V180H9ZM15 179V178H14ZM115 179V180H114ZM148 179V180H147ZM168 179V180H167ZM173 181H172V180ZM179 179L181 180V183H179ZM230 179V180H229ZM251 179V180H250ZM54 180V181H53ZM80 180V181H79ZM154 180V182H153ZM167 180V181H165ZM172 182H171V181ZM191 180V182H190ZM241 180V182H240ZM255 182H254V181ZM258 182H257V181ZM149 181V182H148ZM159 181V182H158ZM162 183H161V182ZM176 181V182H174ZM194 181V182H193ZM152 182V183H150ZM168 182V183H167ZM144 183V184H143ZM150 183V184H149ZM177 183V184H176ZM188 185H187V184ZM191 183V184H190ZM211 183V184H210ZM229 183V184H228ZM237 183H236V186H237ZM254 183V184H253ZM262 185H261V184ZM81 184V185H80ZM176 185V186H173ZM231 184V185H230ZM87 185V186H85ZM144 185V187H143ZM149 186L148 187V193H149V196H150V199L149 200H145L144 199V189H145V186ZM152 185V186H151ZM213 186V187H209V186ZM247 185H250V192H249V189L247 190ZM260 185H261V188H260ZM111 186V187H109ZM224 186V187H223ZM226 186V188H225ZM243 186V187H242ZM64 187V188H63ZM74 187V188H73ZM83 187V188H82ZM87 187V188H86ZM173 187V189L171 188ZM190 187V188H189ZM157 188V189H156ZM187 188V189H186ZM223 189V193H222V196L220 194L219 196V192L216 194V195H213V190L214 189ZM50 189V190H49ZM55 189V190H54ZM76 189V191H75ZM110 189V190H109ZM231 189V188H230ZM252 189V191H251ZM46 191H50V192H53V198L51 199V201H53L51 204L47 203L45 204V202H43L44 200V197L42 196L44 194V192ZM188 190V191H187ZM28 191V192H27ZM75 191V192H74ZM248 191V192H247ZM263 191V192H262ZM42 192V194L40 193ZM79 192V193H78ZM154 192V193H153ZM183 192V193H182ZM209 192V193H208ZM257 192L261 197L259 199V197L255 196L254 193ZM59 193V194H58ZM65 193V194H64ZM109 193V194H108ZM193 193H202L203 194V198L205 199L203 201V203L198 207V208H195V203H194V200L193 201H189V199L192 197H189V194L192 195ZM245 193V195L243 194ZM253 198H250L249 200L250 201H247V208L243 207L244 206V203L246 201V198L245 196L248 195V194ZM34 194V195H33ZM36 194V195H35ZM61 194L63 196H61ZM142 194V195H141ZM24 195L26 197V195H28L25 199H24ZM33 197H32V196ZM55 195V197H54ZM164 195V196H163ZM19 196V197H18ZM40 196V197H39ZM160 196V197H159ZM206 196V197H205ZM231 198H229V197ZM244 196V197H243ZM263 196V197H262ZM35 197V198H34ZM61 197V198H60ZM70 197V198H69ZM153 197V198H151ZM155 197V198H154ZM164 197V198H163ZM207 197H210V200L208 199L207 200ZM216 197V198H215ZM257 197V198H255ZM28 198V199H27ZM32 200H31V199ZM91 198V199H90ZM106 198V199H105ZM244 198V199H243ZM20 201H18V200ZM24 199V201H23ZM40 199V200H39ZM61 199H64L65 202L63 204H60V201L59 200ZM168 201H167V200ZM253 199V200H252ZM34 200V201H33ZM57 200V201H56ZM178 200V201H177ZM241 200V201H240ZM15 201V202H14ZM23 201V202H22ZM173 201V202H172ZM176 201V202H175ZM227 201V202H226ZM234 201V202H233ZM17 202V203H16ZM39 202V203H38ZM85 202V201H84ZM108 202V205L106 204ZM110 202V203H109ZM112 202V203H111ZM119 202V203H118ZM163 204H162V203ZM172 204H170V203ZM210 204H208V203ZM217 202V203H216ZM238 202V203H237ZM240 202V203H239ZM253 202V203H252ZM31 203V204H30ZM55 203H56V206L59 208V205L62 206V208H57L54 210L55 208ZM156 203V204H155ZM183 203V204H182ZM191 203V204H190ZM235 203V204H234ZM255 203V204H254ZM258 203V204H257ZM260 203V204H259ZM11 204V205H10ZM14 206H13V205ZM66 204V205H64ZM84 204V203H82ZM175 206H174V205ZM177 204V205H176ZM180 204V205H179ZM187 204V205H186ZM47 206V207H43V206ZM239 205V206H238ZM243 205V206H242ZM253 207H252V206ZM257 205V206H256ZM51 206V207H50ZM54 206V207H53ZM78 206V205H77ZM111 207V208H108V207ZM129 206V207H128ZM203 206V207H202ZM220 206V207H219ZM261 206V208L259 207ZM40 207V208H39ZM124 207V208H123ZM159 207V208H158ZM192 207V208H191ZM214 207V208H213ZM216 207V208H215ZM223 207V208H222ZM229 207V208H228ZM234 207V208H233ZM237 207V208H236ZM240 207V208H239ZM243 207V209H242ZM256 207V208H255ZM84 208V206L82 205V208L81 207H77V211H76V214H78L79 211H82V209ZM92 208V209H91ZM94 208V210H93ZM130 208V209H129ZM133 208V209H132ZM236 208V209H235ZM249 208V209H248ZM45 209V210H44ZM52 209V210H51ZM72 210L73 209H76V208H71ZM160 209V210H158ZM165 209V210H164ZM171 209V210H170ZM255 209H258L256 210L257 212H253L252 210H255ZM8 210V211H6ZM47 210L50 211L51 210V213L49 214H46L47 213ZM58 210V212H57ZM117 210V211H116ZM170 210V211H169ZM173 210V211H172ZM176 210V211H175ZM203 210V211H202ZM215 210V211H214ZM244 210V211H243ZM246 210H249V211H246ZM55 212V214L52 213ZM241 211H242V214H241ZM253 212V215L252 212ZM261 211V212H260ZM202 212V213H201ZM244 212V213H243ZM57 213V214H56ZM120 213V214H119ZM190 213V214H189ZM233 213V212H231ZM256 215H255V214ZM2 214V215H1ZM44 214V216H42ZM52 214V215H51ZM89 214V215H88ZM107 214H108V217H107ZM165 214V215H164ZM209 214V215H208ZM212 214V215H211ZM223 214V215H222ZM225 214V215H224ZM46 215V216H45ZM54 215V216H53ZM110 215V216H109ZM201 215V216H200ZM39 218H38V217ZM157 216V217H158ZM45 217V218H44ZM92 217V218H91ZM104 217V218H103ZM131 217V218H130ZM205 217V218H204ZM38 218V219H37ZM137 218V219H136ZM257 218V217H256ZM33 219H37L36 221V225H34L30 222H32ZM187 218H184V220L186 221ZM184 220L182 223H184ZM231 219L227 220V221H230ZM60 221V220H59ZM209 221V222H208ZM86 222V223H85ZM71 222H68V225H70ZM10 224L14 225V228L11 230H9V228H7L8 226H10ZM45 224H46V227H45ZM95 226H98L96 225ZM192 224V225H191ZM194 225L192 227V230L194 228ZM226 225V224H225ZM224 225V226H225ZM129 226V227H128ZM43 227V228H42ZM125 227H126V230H125ZM131 227V228H130ZM200 227V226H199ZM198 227V228H199ZM231 227V226H230ZM115 228V229H114ZM141 228V229H140ZM183 229V230H182ZM94 230V229H92ZM110 230V231H109ZM129 230V231H128ZM134 230V231H133ZM187 230V231H185ZM25 231V233L23 232ZM139 231V234L137 233ZM185 231V232H184ZM16 232V233H15ZM101 232H104L103 234ZM117 232V233H116ZM220 232V231H219ZM22 233V234H21ZM49 233V232H48ZM172 233V234H171ZM8 235V236H7ZM123 235V236H122ZM136 235V236H135ZM151 235L153 237V240H152V247L151 249L149 250L148 248V241H147V237ZM173 235V236H172ZM185 235V236H183ZM22 236V237H21ZM91 236V237H92ZM108 236V237H107ZM120 236V238L118 237ZM21 237V238H20ZM90 237V238H91ZM101 237V239H100ZM118 237V238H117ZM134 237V238H133ZM165 237H167V239H165ZM174 237V238H173ZM188 238V239H187ZM19 240V241H18ZM118 244V245H117ZM169 245L171 247H169ZM118 248V249H117ZM181 248V246H180ZM111 250V249H110ZM110 250L108 249V251L106 250V252H108V254L110 252ZM145 250V251H143ZM102 251H104V249L102 248ZM102 251L98 252L101 253ZM181 251L183 253L180 252V255H179V264H197V262L195 263L196 258H192L194 254H197V252L195 253H190L188 252L186 249H182L181 248ZM29 253V251H26ZM161 252V253H160ZM106 253H104V255H108ZM113 254V253H112ZM154 254V255H153ZM139 255V256H138ZM115 255V257H118ZM113 257V256H112ZM134 257V258H133ZM138 257V258H137ZM142 257V258H141ZM150 257V258H149ZM69 256L67 258L64 259V261H62L61 264H71V260L72 258H69ZM140 258V259H139ZM192 258V259H191ZM69 260V261H68ZM133 260V263L132 261ZM131 261V262H130ZM129 262V263H128ZM34 264H39V262H36Z\"/></svg>",
	"mask_w": 264,
	"mask_h": 264
},
{
	"label": "snow or ice",
	"instance_id": "3",
	"mask_svg": "<svg viewBox=\"0 0 264 264\" xmlns=\"http://www.w3.org/2000/svg\"><path fill=\"white\" fill-rule=\"evenodd\" d=\"M105 11V6L104 5H101L100 7H98L97 9H96V18H97V20H103V19H105L106 17H104V16H102L101 15V13L102 12H104ZM119 24H114L113 25V27L114 28H119ZM134 41H129L128 43H127V45H126V47H127V49H128V51L129 52H131V51H133V48H132V43H133ZM173 69H169V71H172ZM148 187L149 186H145V189H144V199L145 200H149L150 199V196H149V193H148ZM124 195H131V193L130 192H128V191H126V192H124L123 193ZM165 239H167V237H165ZM152 240H153V237L151 236V235H149L148 237H147V241H148V248H149V250L151 249V247H152ZM169 247H171L170 245H169Z\"/></svg>",
	"mask_w": 264,
	"mask_h": 264
}]
</instances>
